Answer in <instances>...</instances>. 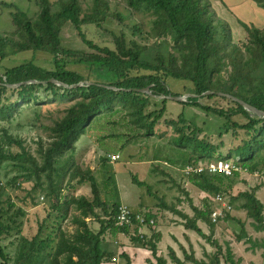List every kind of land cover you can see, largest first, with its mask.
<instances>
[{"label":"trees","instance_id":"obj_1","mask_svg":"<svg viewBox=\"0 0 264 264\" xmlns=\"http://www.w3.org/2000/svg\"><path fill=\"white\" fill-rule=\"evenodd\" d=\"M256 4L264 9V0H254ZM40 7L35 17H30L21 9L12 12L13 23L15 24L16 33L0 31V116L12 113L13 105L19 100L37 99L35 89L41 86L56 87L62 89L65 96H79V100L68 113L57 120L50 127L51 140L47 145H41L39 160L35 155L29 154L24 145V141L11 134H5L6 143H0V166L5 160L12 159L18 162L17 168L19 174L13 180L17 179H33L35 187L42 191H47L49 195L55 194L58 205H60V185L59 177L61 170H64L72 158V153L76 149V143L82 134L85 133L89 123L97 117V114L104 110H112L116 101H120L123 107L128 108V113L132 116L134 123L145 129L147 136L156 134V126L161 123V119L168 120L171 125L177 128L178 133L173 136L172 143L180 147H186L188 160L183 164V168L187 164L197 165L203 160H211L216 152L215 146L208 144L205 139L186 132L179 124L185 122L184 112H180L177 118L169 117L167 103L170 101L182 104V106H191L198 108L206 113H213L226 118L230 125H227L226 131L244 129L252 135V138L245 140L234 151L232 161L242 166L250 172L256 171L258 161L256 158L264 150V117H260L245 109V107L231 98L221 96L217 93L207 94L209 98L221 96L228 101L234 103L237 110L223 109L202 103L199 99L203 97V93L209 90L222 91L217 72L218 66L221 65L224 57L231 61L233 66V81L235 84L243 85L248 83L254 86L251 94H243L237 90H227L222 92L230 93L239 97L246 102L264 110V78L258 79L253 75V71L257 67L264 66V25L259 27L248 21L243 20L239 16L234 15L225 2V6L229 13L237 17L238 22L247 31L249 40L245 46V50L237 43L233 42L232 31L228 21L218 16L212 7L211 0H128V3L135 8L146 9L155 14L156 19L150 36L158 37L167 30L171 31V40L162 39L157 42V49L154 52L152 61H144L143 55L149 48L145 44H141L136 40L127 41L124 33H116L110 31L113 36L115 47L102 46L92 39L88 38L83 31L82 26L85 24H95L103 27L108 18H116L120 22L124 20L123 15L119 11H113L111 0H90L84 6L81 0H37ZM5 7H14L13 3L0 1ZM231 12H230V11ZM164 21L169 26L164 25ZM68 23L72 24L79 32L83 43L90 48L97 50L94 53H84L76 49H69L64 46L62 29ZM135 33L142 34V27L136 24L132 27ZM164 46V50L158 51V48ZM173 48V51L169 50ZM46 51L53 56L55 69H47L34 63L33 60L14 66L3 68V61L14 54L24 51ZM63 54V56H61ZM70 62L85 64L96 69L103 68L106 72L114 75L112 81L98 82L86 79L79 71L69 69L67 64ZM5 67V66H4ZM173 77L184 81H190L194 88L192 93L198 96H189L185 101L171 100L168 98L157 97L147 92L138 91L136 88H145L150 86L154 94H173L178 95L182 92H175L169 85L168 79ZM51 78L64 81L69 84H75L83 80L90 81L77 88H66L51 82ZM29 80H41L45 82H26ZM22 84L18 86L17 91L20 93L17 100H12L10 96H6L4 100V92L13 90V87L7 83ZM109 86H116L113 89ZM64 96V95H62ZM151 96L161 98L162 106L159 109H149L145 111L150 102ZM9 100V101H8ZM10 102V103H8ZM121 106V107H122ZM158 108V107H157ZM236 113L244 115L248 121L239 123L233 120ZM6 145L8 147H6ZM17 145L21 150L12 151L11 147ZM68 158H64L63 162L59 160L60 156L67 154ZM257 156V157H256ZM211 157V158H208ZM70 180H79L78 182L90 183L93 196H73L69 199L74 203L81 213L74 217L76 228L73 234H69L66 230L60 229L57 233V244L52 251H48L52 238L50 236L41 237L43 231L42 223L39 231L32 237L23 236L18 244L17 254L14 264H104L105 259L113 258V252L103 248V237L110 229L128 232L129 226L119 227L115 225V215L119 210V204H110L101 198L96 176L90 168L82 169L78 165H74L71 169ZM240 173L235 171L233 175ZM233 175H225L223 173H209L203 171L195 173L193 177L194 183L214 198L216 194H225L224 181L227 177ZM133 181L140 186H145L146 182L133 176ZM255 189H257L255 187ZM187 192V191H186ZM188 194V192H187ZM225 196V195H224ZM244 198L241 206L247 210L249 217L253 218V226L256 230H264V202L256 195V191L240 192L237 196L229 199L231 202L236 198ZM233 198V199H232ZM68 201V200H67ZM234 202V201H233ZM162 206L170 209L183 217L184 224L187 229L194 230L198 235L206 238L214 246L217 251L210 261L198 259L195 257L194 251L191 253L184 249L185 259H182L173 247H169V256L175 263H169L166 257L158 255L157 245L154 238L160 236V232H155L153 238L146 240L140 237H133L135 242H141L152 248V253L157 257L158 262L153 263L149 259L150 264H187L186 259L195 264H220V255L222 245L213 237L216 223L212 221L210 214L212 211V203L208 201L205 208H200L191 201L194 210L193 216L183 212L173 205L167 204L162 200ZM68 204V203H66ZM9 208L15 206L12 201L8 202ZM96 208L101 209L103 215H98L100 227L97 231L92 229L87 221V217L97 214ZM23 213L22 208L16 210V214ZM14 214V217L17 215ZM148 217H154L151 211H147ZM232 211L226 213L225 218L237 220L242 225V231L237 235L239 241L246 239L252 243L253 248L258 244V240H254L249 236L245 227V223L235 217H231ZM12 216V214H11ZM13 216L12 218L15 219ZM199 220L207 222L211 227L210 234H206ZM157 221V220H156ZM155 226V225H154ZM121 229H119V228ZM11 225L0 220V237L11 230ZM264 245V243H263ZM225 255V254H224ZM128 264L131 259L126 253ZM1 264H8L9 258L0 246ZM226 260L231 264H242V259L236 260L231 246L227 243Z\"/></svg>","mask_w":264,"mask_h":264},{"label":"rangeland","instance_id":"obj_2","mask_svg":"<svg viewBox=\"0 0 264 264\" xmlns=\"http://www.w3.org/2000/svg\"><path fill=\"white\" fill-rule=\"evenodd\" d=\"M0 1L14 4V7H5L0 4L1 32L12 33L16 30L17 27L13 23L12 17L13 11L21 9L28 16L35 17L40 10L37 0ZM51 1L54 3L57 0ZM81 1L84 6L90 2V0ZM211 2L218 16L228 21L232 31L233 42L245 50L249 36L247 31L238 22L237 17L228 12L225 4L231 8L230 5L224 0H211ZM111 3L113 11H119L123 15L124 20L120 22L116 18H108L102 28L95 24L83 25V31L94 42L102 46L107 45L114 48L115 44L110 31L118 34L124 33L128 42L136 40L149 47L143 55L142 59L144 61L153 60L158 41L167 39L172 42L170 30H167L164 34H160L159 38L149 35L156 19L154 13L146 9L133 7L128 3V0H111ZM256 10L258 9L251 8V6L237 11L231 8V11L236 16L261 27L264 25V22L260 23L261 16L257 14L252 17L251 15L254 12H258ZM260 12H264V9ZM241 13L244 15L241 16ZM136 24L142 27L141 35L132 30V27ZM164 25L169 26L166 21H164ZM62 37L66 48L76 49L87 54L97 51L83 43L78 30L70 23L62 29ZM164 46L158 48V51L160 49L163 51ZM169 50L173 51V48L169 47ZM52 56V54L42 50L35 53L33 51H24L4 60L3 68L14 67L31 59L39 66L55 69ZM67 65L69 69L79 71L90 81L109 82L114 78L113 74L106 72L103 68L96 67L94 69L88 65L74 62H70ZM253 75L257 79L259 77L264 78V66L255 68ZM217 76L220 80L221 88L225 91L237 90L246 95L251 94L252 90H255L254 86L248 83H244L243 85L234 83L233 66L227 57H224L221 65L218 66ZM168 82L173 91L182 92V94L192 93L194 88L190 81L175 79L173 77H170ZM16 88L19 87L16 86L13 87V90L4 92V100L7 95L13 101L17 100L20 93ZM65 94L66 92L64 93L62 89L41 86L35 89L37 99H23L14 104L8 102L10 103L9 105H13V111L11 115L6 113L4 117L2 114L0 116V143L4 145L6 143L5 134H11L22 139L26 150H28L27 152L35 155L40 160L41 145H47L51 140L50 127L57 120L64 117L71 107L82 99L80 95L65 96ZM199 100L214 107L237 110L234 103L221 96L209 98L203 95ZM121 106L120 101H116L115 107L112 110H104L98 113L97 117L89 123L85 133L82 134L76 143V149L72 153V158L67 157L68 153L60 156L59 160L61 162H63L64 158L71 159L69 162H66L67 164L65 165L67 166L65 169L61 170L60 181L57 182L61 188L59 203L63 205V209L58 205L54 193L49 195L47 191H42L34 186L35 180L27 178L13 180L20 173L16 166L18 162L9 159L1 164L0 220L9 223L12 228L8 233L0 237V246L9 258L8 264H14L18 244L22 237L32 238L39 231L42 223L45 224V227L43 225L41 237L50 236L52 238L48 251H52L56 246V235L60 229L66 230L69 234L74 233L76 223L73 219L75 216L80 215L81 211L69 199L73 196L84 195L89 198L93 196L90 183H81L77 179L70 180L71 169L74 165H78L82 169L90 168L92 170L99 184L101 198L108 203H117L119 205L125 203L136 211H151L153 214H157L155 215V219L157 220L155 225H158L159 222V225L169 226L168 231H174L177 237L165 232L162 234L160 240L157 236L154 240L157 245L158 255L166 257L169 263H175L169 256L170 246L176 250L182 259H185L184 249L188 250L189 253L194 251L195 257L198 259L210 261L214 257L217 247L195 231L187 229L183 217L170 209L164 208L161 203L163 200L167 204L188 213L190 216L194 214L191 201L200 208H205L208 205V201L215 203L213 198H211V194L202 191L194 183L193 177L195 173L186 174L182 170L183 164L188 160V153L186 147H180L171 141L173 136H176L178 133L177 128L171 125L168 120L162 118L161 123L156 126V134L147 136L145 129L134 123L132 120L133 115L128 113V108ZM161 106V98L151 96L145 111L159 109ZM167 109V113L170 112L168 116L172 117L168 119L177 118L179 113L183 111L185 125L181 126L183 124H179V126L184 128L186 132L199 136L205 139L208 144L217 147L214 157H208L211 160L203 161L221 160L223 158L232 160L235 156V149L239 145H242L245 140L252 138L254 134V132L249 134L244 129L225 132L227 125H230L226 118L213 113H206L195 107L182 106V104L170 101L167 103ZM233 120L239 123H246L248 121L241 113L234 114ZM6 147L8 146L6 145ZM11 150L16 152L21 149L17 145H13ZM112 153H118L119 155L118 160L115 162L110 160L109 155ZM260 156H262L261 159H259ZM257 159H259V163L256 171L250 172L243 168L244 170L240 173L225 179L223 186V192H226L225 194L223 193L225 200L237 196L240 192L249 190L251 192L256 191L258 197L264 202V150L261 151ZM134 175L146 182V185L140 186L134 182ZM9 201L14 202L15 206L9 208ZM233 201L231 203L233 204V209H235V202ZM217 205L221 206L222 203L217 202ZM18 208H22L24 212L16 214ZM96 212V217L91 215L87 217L90 227L95 231L100 227L98 215H103V212L99 208H96ZM11 214L13 217L16 214L17 217L13 219ZM237 214L239 216L233 214L232 210L233 216L241 220H247V229L243 228L252 238H257L258 244L253 248L252 243L246 241L247 238L239 241L237 235L241 233L242 225L237 220L233 219V221L232 218L228 220L224 217L216 223L213 235L223 247V254L220 255V264H231L226 260L227 243L232 248L234 258L236 260L241 258L242 264H264V230L258 231L255 229L251 224L254 219L247 216L245 208ZM199 223L204 228L206 234H210V225L202 220H199ZM112 231L113 229H110L103 237V248L108 250L118 247L119 249H116V254L114 253L118 255V260L115 261L112 258H107L104 264H128L127 256H124V253L130 257L127 250L130 251L131 248L133 249L132 251L139 253L133 252L138 258H142L141 264H150L149 259L153 263L158 262L150 246L147 245L149 248L143 247L146 245L141 242H138L140 246L136 245L132 247L131 242L129 243L130 246H128L125 241L128 237L124 234H118L117 236L121 240L115 243V239H113L115 234ZM255 238L253 239L256 240ZM108 243H111V245ZM146 255L149 256L147 257ZM132 260H134L133 264H136L133 256ZM1 262L2 259L0 258V264ZM186 262L187 264H195L187 259Z\"/></svg>","mask_w":264,"mask_h":264},{"label":"built area","instance_id":"obj_3","mask_svg":"<svg viewBox=\"0 0 264 264\" xmlns=\"http://www.w3.org/2000/svg\"><path fill=\"white\" fill-rule=\"evenodd\" d=\"M110 160L115 162L118 160V153H112L109 155ZM244 167L235 164L232 161L224 160H214L207 162H200L197 165L187 164L182 170L186 174L199 173L203 171H208L209 173H223L225 175H233L235 171L241 172ZM246 169V168H245ZM212 202V211L210 217L213 222L217 223L219 220L223 219L226 216L228 211L233 210V204L230 200H225V196L221 193H218L213 198ZM217 202H221L222 205H217ZM216 209H215V208ZM147 211H136L130 205L122 203L119 205V210L115 215V225L119 227L123 226H133L136 224L154 226L156 219L154 217H148Z\"/></svg>","mask_w":264,"mask_h":264},{"label":"crops","instance_id":"obj_4","mask_svg":"<svg viewBox=\"0 0 264 264\" xmlns=\"http://www.w3.org/2000/svg\"><path fill=\"white\" fill-rule=\"evenodd\" d=\"M226 3H228L229 5H230V7L231 8H233V10L234 11H237V10H243V9H247L248 8V6H251V8L253 7V8H255V9H258V10H256V11H258V12H254L253 14H251L252 15V17H254L255 15H260L261 16V24H262V22H264V12H260L261 10H263L262 8H260L257 4H256V2L255 1H252V0H224ZM261 9V10H260ZM254 11V10H253ZM237 13V12H236ZM242 15H244V14H242L241 13V16ZM202 191H204V190H202ZM206 192V191H205ZM207 195V194H206ZM256 195L258 196V194L256 193ZM260 198V197H259ZM261 199V198H260ZM262 200V199H261ZM234 202H235V209H233V214H236L237 216H239L237 213L240 211V210H243V207L241 206V204H242V202H243V199H240V198H238V199H236V200H234ZM233 215H231V217H232ZM248 216V215H247ZM233 217H235V216H233ZM235 218H237V217H235ZM230 219V218H229ZM228 219V220H229ZM240 219V218H239ZM233 220V219H232ZM234 221V220H233ZM244 223H245V228H246V223H247V220L245 219V220H242ZM252 224V223H251ZM253 225V224H252ZM119 228V227H118ZM168 228H169V226H164V225H159V222H158V225H155V226H148V225H142V224H136V225H133V226H129V231L128 232H125V231H121V230H113L112 232L115 234V236H114V238L113 239H115L114 241H115V243H118V241H120L121 239H119L118 238V234H124V235H126L128 238L125 240L126 241V243H127V245L128 246H130V242H131V246L132 247H134V246H136V245H138V246H140V244L138 243V242H135V241H133L132 240V238L133 237H140L141 239H143V237H145L144 239H146V240H149V239H151V238H153V236H154V233L155 232H160V236L158 237L159 238V240L162 238V234H164L165 232H167V233H169L170 235H173V236H175V237H177L176 236V234L174 233V231L172 232V231H168ZM203 228V227H202ZM119 229H121V228H119ZM247 229V228H246ZM203 230H204V228H203ZM109 231V230H108ZM117 231V232H116ZM194 231V230H193ZM205 231V230H204ZM258 231H262V230H258ZM116 232V233H115ZM108 232H106V234H107ZM249 236H251L250 234H248ZM105 236V235H104ZM253 238H255V237H253ZM255 239H257V238H255ZM154 240H155V238H154ZM108 244H110L111 245V243H108ZM117 246V245H116ZM143 247H147V248H149L147 245L146 246H143ZM129 248V247H128ZM116 249L118 250L119 248L118 247H116ZM116 249H108V250H110L111 252H113V253H115L116 254ZM133 249L131 248V250L129 251V250H127L128 251V253H129V255H130V257H131V264H133L134 263V260H132V256H133V258L135 259V262H136V264H141V260H142V258H138L137 256H135L134 255V253L133 252H136V251H132ZM131 253H132V255H131ZM136 254H139L138 252H136ZM147 257L149 256V255H146ZM113 260H118V255H114L113 256V258H112Z\"/></svg>","mask_w":264,"mask_h":264},{"label":"water","instance_id":"obj_5","mask_svg":"<svg viewBox=\"0 0 264 264\" xmlns=\"http://www.w3.org/2000/svg\"><path fill=\"white\" fill-rule=\"evenodd\" d=\"M51 82H54L58 85H63L64 87L66 88H77L79 86H82L86 83H91L90 81H87V80H83V81H80L78 83H75V84H69V83H66L64 81H61V80H58L56 78H51L50 79ZM26 82H37V83H40V82H45V81H41V80H29V81H26ZM22 84V82L20 83H16V84H11V83H7V85H9L10 87H16V86H20ZM113 89H118L116 86H109ZM136 90L138 91H143V92H147L151 95H156L157 97H161V98H168V99H171V100H177V101H185L187 100V98L189 96H198V94H193V93H184V94H178V95H173V94H154L150 88V86H147L145 88H136ZM213 93H217L221 96H226L228 98H231L235 101H238L239 103H241L245 109H247L248 111L252 112V113H255L257 114L258 116L260 117H264V110L246 102L245 100L239 98V97H236L230 93H227V92H222V91H213V90H209V91H206L203 93V95H207V94H213Z\"/></svg>","mask_w":264,"mask_h":264}]
</instances>
